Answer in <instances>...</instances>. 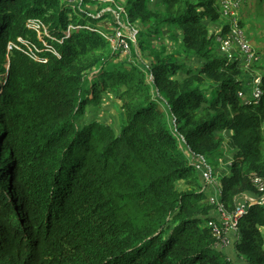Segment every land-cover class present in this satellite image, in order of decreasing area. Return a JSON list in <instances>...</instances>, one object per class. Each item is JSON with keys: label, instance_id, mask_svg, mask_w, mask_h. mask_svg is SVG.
<instances>
[{"label": "trees", "instance_id": "trees-1", "mask_svg": "<svg viewBox=\"0 0 264 264\" xmlns=\"http://www.w3.org/2000/svg\"><path fill=\"white\" fill-rule=\"evenodd\" d=\"M218 1L0 0V264H264V206L242 219L233 261L196 175L226 145L220 203L261 196L264 96L238 97L254 76L220 51ZM96 4L119 14L111 27L85 11ZM130 28L134 61L101 34ZM114 98L117 125L89 119Z\"/></svg>", "mask_w": 264, "mask_h": 264}, {"label": "built area", "instance_id": "built-area-1", "mask_svg": "<svg viewBox=\"0 0 264 264\" xmlns=\"http://www.w3.org/2000/svg\"><path fill=\"white\" fill-rule=\"evenodd\" d=\"M242 0H221V10L223 18L227 19L229 26L225 35H221L217 42L220 47V51L229 57L231 62L235 60L244 61V66L250 69L256 63L260 61V55L255 52L254 47L246 38L245 31L241 27V8ZM123 9L120 8L122 12ZM124 12V10H123ZM39 26H36L38 28ZM128 34L117 31L116 35H108L101 33L112 45L116 51L129 50L131 44L137 41L138 30L135 28L128 29ZM253 79V78H252ZM263 79L259 75L253 79L250 94H245L240 91L238 97L244 101L245 104L250 101H261L264 96ZM198 171L201 172L202 179L206 183L207 187L217 189V183L213 178V169L205 161L197 164ZM252 183L261 195H245L238 197L236 200L235 209L232 212H228L224 206L220 203V200L215 197L213 200V206H215V213L212 219L208 222V226L212 230L213 236L216 238L218 244L217 249L227 250L233 242L238 241L240 238V224L242 219L250 212L251 207L254 205L264 206V181L259 177H252ZM210 198V197H209ZM233 236V241L230 237ZM229 247V248H228Z\"/></svg>", "mask_w": 264, "mask_h": 264}, {"label": "rangeland", "instance_id": "rangeland-1", "mask_svg": "<svg viewBox=\"0 0 264 264\" xmlns=\"http://www.w3.org/2000/svg\"><path fill=\"white\" fill-rule=\"evenodd\" d=\"M69 1H74V0H69ZM242 8H241V19L243 18L244 20V31H245V35L246 38L248 39V41L250 42V45L252 44V46L254 47V50L256 53H259L260 51L262 52L263 47H264V4L259 7L257 5L258 0H242ZM74 4V2H73ZM218 5L220 6V1H218ZM100 8V4H96V5H92V6H86L85 7V11H87L88 13H90L91 15H95L96 17H99L101 15H103L104 13H110V17L107 18L106 20H104L102 23L103 25L101 26H107V27H111L112 26V20L119 18V14L112 11V8H107L106 10H104L102 13H100L98 11V9ZM118 8V7H117ZM119 10V9H118ZM123 11V10H122ZM258 19V21H257ZM221 22H227V19L222 18ZM101 24V22H100ZM99 24V25H100ZM122 33L128 34V30L125 29L120 30ZM47 35V33H46ZM137 39V37H136ZM133 45V46H132ZM47 46V45H46ZM139 50V46H138V42L135 41L133 42V44H131L129 50L126 51H122L123 53H120V57L121 59H127L130 61H134V51ZM133 52V53H132ZM246 72H249L250 75L252 74L254 77L253 79H255V77L259 76L257 75L259 72L256 71V68L252 69V72L249 70V68H247L246 66H244L243 68ZM249 75V77H250ZM8 77V75H0V92H1V88L5 83V79ZM108 101L109 106H101L99 112L97 113V115H92L91 117H89V119H91L92 117H97V118H104V120L107 123L110 124H114L117 125L118 123V118H120L121 116V108H122V101L118 98H114L113 100H106ZM232 157L233 154L228 153V146L225 145V153L217 160L215 161V163H213V169H214V179L216 180V182H218V178L219 176L223 175L224 173L228 172L230 166L232 165ZM196 175L197 177H201V172L200 171H196ZM208 196L210 204L213 205V200H215V197L217 196L215 193H212L213 189L211 187H208ZM218 198V196H217ZM217 201V200H215ZM231 241H233V236L230 237ZM235 241L233 242V245L229 248V250H227L229 252V257H234V247H235ZM233 261H235V257L231 258Z\"/></svg>", "mask_w": 264, "mask_h": 264}, {"label": "crops", "instance_id": "crops-1", "mask_svg": "<svg viewBox=\"0 0 264 264\" xmlns=\"http://www.w3.org/2000/svg\"><path fill=\"white\" fill-rule=\"evenodd\" d=\"M212 189H213V188H212ZM212 193H215L216 195H218V192H217V190H216V189H213ZM227 250H229V249H227ZM226 253H227V254H229V252H228V251H226Z\"/></svg>", "mask_w": 264, "mask_h": 264}]
</instances>
